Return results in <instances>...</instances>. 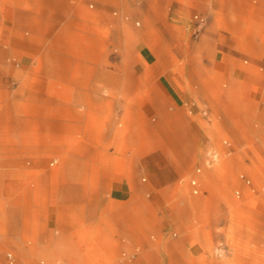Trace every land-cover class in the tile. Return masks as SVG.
<instances>
[{"label":"rangeland","instance_id":"obj_1","mask_svg":"<svg viewBox=\"0 0 264 264\" xmlns=\"http://www.w3.org/2000/svg\"><path fill=\"white\" fill-rule=\"evenodd\" d=\"M0 264H264V0H0Z\"/></svg>","mask_w":264,"mask_h":264},{"label":"crops","instance_id":"obj_2","mask_svg":"<svg viewBox=\"0 0 264 264\" xmlns=\"http://www.w3.org/2000/svg\"><path fill=\"white\" fill-rule=\"evenodd\" d=\"M6 16L4 15L3 20L5 22ZM151 56L149 55L148 48L145 46L141 47V49L138 51L137 54V63L141 65L143 68H147L150 64ZM66 78L68 76H65ZM170 96H168L169 99H175L176 93L171 92L170 87H165ZM134 188L141 189L144 188L143 184L139 183L137 181ZM111 194L113 197L117 200H129L132 198L134 191L132 189L131 183L129 182L128 178L126 177L125 173H123L121 170H117L111 181Z\"/></svg>","mask_w":264,"mask_h":264},{"label":"bare ground","instance_id":"obj_3","mask_svg":"<svg viewBox=\"0 0 264 264\" xmlns=\"http://www.w3.org/2000/svg\"><path fill=\"white\" fill-rule=\"evenodd\" d=\"M85 100V99H84Z\"/></svg>","mask_w":264,"mask_h":264}]
</instances>
